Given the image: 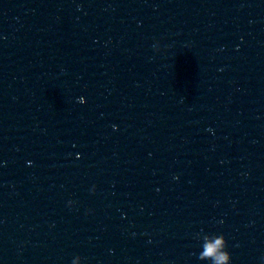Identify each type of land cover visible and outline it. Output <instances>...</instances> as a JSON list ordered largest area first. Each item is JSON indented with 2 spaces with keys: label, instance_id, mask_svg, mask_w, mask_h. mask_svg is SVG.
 <instances>
[{
  "label": "water",
  "instance_id": "1",
  "mask_svg": "<svg viewBox=\"0 0 264 264\" xmlns=\"http://www.w3.org/2000/svg\"><path fill=\"white\" fill-rule=\"evenodd\" d=\"M0 161V264H167L91 122L5 0Z\"/></svg>",
  "mask_w": 264,
  "mask_h": 264
},
{
  "label": "clouds",
  "instance_id": "2",
  "mask_svg": "<svg viewBox=\"0 0 264 264\" xmlns=\"http://www.w3.org/2000/svg\"><path fill=\"white\" fill-rule=\"evenodd\" d=\"M157 44H153V48H156ZM76 102L83 104L85 98L83 96L76 97ZM112 128L115 130L116 125L113 124ZM79 153H76V157H79ZM26 163H31L27 161ZM3 161H0V165ZM175 179V177H173ZM90 192L95 191V185L89 188ZM68 207L74 204V201L69 199L66 202ZM222 223V221H221ZM193 239L197 241L196 259L202 264H231V254L227 248V241L223 233L205 232L203 229L194 233ZM70 264H82V257L80 255H74L71 258Z\"/></svg>",
  "mask_w": 264,
  "mask_h": 264
}]
</instances>
